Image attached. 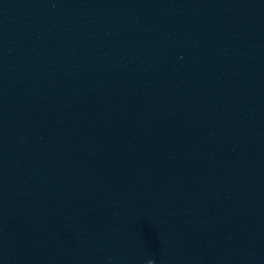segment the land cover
<instances>
[{
	"label": "water",
	"instance_id": "obj_1",
	"mask_svg": "<svg viewBox=\"0 0 264 264\" xmlns=\"http://www.w3.org/2000/svg\"><path fill=\"white\" fill-rule=\"evenodd\" d=\"M264 193V0H0V217Z\"/></svg>",
	"mask_w": 264,
	"mask_h": 264
}]
</instances>
